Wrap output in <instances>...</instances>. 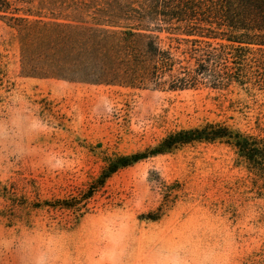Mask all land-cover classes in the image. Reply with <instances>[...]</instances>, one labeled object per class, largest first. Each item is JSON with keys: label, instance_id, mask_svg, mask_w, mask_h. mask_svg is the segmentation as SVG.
<instances>
[{"label": "rangeland", "instance_id": "1", "mask_svg": "<svg viewBox=\"0 0 264 264\" xmlns=\"http://www.w3.org/2000/svg\"><path fill=\"white\" fill-rule=\"evenodd\" d=\"M101 3L14 7L89 26ZM9 25L0 20V264H264L260 181L235 149L197 143L110 173L181 130L264 137V84L163 92L24 77Z\"/></svg>", "mask_w": 264, "mask_h": 264}, {"label": "trees", "instance_id": "2", "mask_svg": "<svg viewBox=\"0 0 264 264\" xmlns=\"http://www.w3.org/2000/svg\"><path fill=\"white\" fill-rule=\"evenodd\" d=\"M34 1L0 0V20L20 34L24 77L163 92L264 84V0H102L89 26L17 15L15 5ZM197 143L235 149L264 197V137L218 123L171 133L110 173Z\"/></svg>", "mask_w": 264, "mask_h": 264}]
</instances>
